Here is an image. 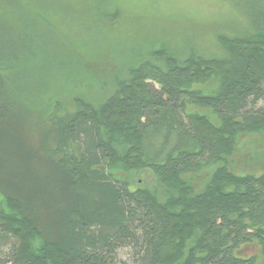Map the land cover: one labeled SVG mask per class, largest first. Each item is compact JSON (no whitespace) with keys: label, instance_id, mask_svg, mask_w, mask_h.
Returning <instances> with one entry per match:
<instances>
[{"label":"trees","instance_id":"obj_1","mask_svg":"<svg viewBox=\"0 0 264 264\" xmlns=\"http://www.w3.org/2000/svg\"><path fill=\"white\" fill-rule=\"evenodd\" d=\"M92 1L95 15L70 32L103 46L116 4ZM222 1L245 19L241 34L220 39L222 58L151 45L99 108L37 125L27 101L56 81L48 1L20 2L26 20L0 17V264H116L122 250L130 264H250L235 251L264 242V171L235 175L226 159L238 134L264 129V7ZM211 78L209 93L192 88ZM136 172L166 188L162 202L117 175ZM200 173L196 190L187 177Z\"/></svg>","mask_w":264,"mask_h":264},{"label":"rangeland","instance_id":"obj_2","mask_svg":"<svg viewBox=\"0 0 264 264\" xmlns=\"http://www.w3.org/2000/svg\"><path fill=\"white\" fill-rule=\"evenodd\" d=\"M24 1L0 0V17L26 20L28 13L19 5ZM43 1H48L49 6L42 12L57 30L45 60L53 67L52 75L56 81L46 91L31 92L33 96L27 103L33 111L35 125L46 121L53 113L74 112L85 105L99 108L114 93L119 81L125 77L126 69L137 63L134 55L150 50L151 45H163L167 50L185 56L195 54L210 60L222 58L220 39L238 36L245 23L243 16L222 0H113L116 4L113 21L100 23L108 35H105L108 43L96 46L87 41L78 42L70 32L75 23L72 20L80 21L79 16L95 15L94 1ZM262 5L264 7V0ZM215 86V80L211 78L192 88L209 93ZM186 112L206 124L219 126V121L207 108L187 103ZM234 143L233 153L226 159L229 170L235 175H260L264 171V129L238 134ZM205 174L187 178L199 190L206 179ZM117 175L125 178L131 188L149 189L160 202L167 194L166 188L148 173ZM235 255L249 260L250 264H264V242L245 243ZM116 264H130L128 251L117 254Z\"/></svg>","mask_w":264,"mask_h":264}]
</instances>
